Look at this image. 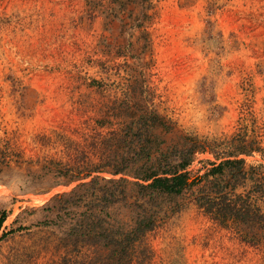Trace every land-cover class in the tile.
Masks as SVG:
<instances>
[{
	"label": "rangeland",
	"instance_id": "obj_1",
	"mask_svg": "<svg viewBox=\"0 0 264 264\" xmlns=\"http://www.w3.org/2000/svg\"><path fill=\"white\" fill-rule=\"evenodd\" d=\"M117 1L0 0V213L9 214L0 264H68L59 242L64 231L43 225L58 221L44 209L59 206L53 197L78 183L66 185L69 177L48 168L94 170L101 159L128 152L113 148L109 133L132 108L155 110L182 135L211 143L218 157L245 159L246 179L227 169L210 178L212 186L233 189L264 213V0H125L126 21L139 18L146 38L108 14ZM154 136L166 142L155 160L171 156L180 142L176 132L155 129ZM218 142L225 145L218 149ZM243 143L251 156L240 154ZM195 158L192 180L220 162L209 153ZM198 196L159 200L160 219L137 243L136 260L264 264L259 221L221 224L200 208ZM129 208L112 206L110 220L128 229Z\"/></svg>",
	"mask_w": 264,
	"mask_h": 264
},
{
	"label": "trees",
	"instance_id": "obj_2",
	"mask_svg": "<svg viewBox=\"0 0 264 264\" xmlns=\"http://www.w3.org/2000/svg\"><path fill=\"white\" fill-rule=\"evenodd\" d=\"M139 1L147 5L150 2ZM114 6L108 10V14L125 23L129 30L140 31L146 38L148 35L146 26L138 23L139 18L126 21L130 18L128 15L130 11L125 0H118ZM126 118L131 119V122H127ZM126 118L112 122L110 128L113 129L109 133L111 146L127 148L128 152L125 154L121 152L112 157L113 159H101V163L94 170L86 166L80 170L72 168V171L48 168L49 173L54 171L59 177H69L66 185L78 183L70 192L53 197L51 201L60 202L59 206L44 209L52 212L58 221L46 220L43 225L57 223L64 231L59 242L66 249L68 264H140L134 253L137 251V243L143 241L148 233L156 228L160 219L159 200L179 197L189 191L194 193L198 191L200 196L196 199L197 204L213 220L221 224L259 221L264 227V213L260 208L251 205L248 197L236 194L231 188L221 189L219 184H214L217 187L212 186L213 182L210 180L211 177L224 175L227 169L239 172L238 174H242V178L246 179L248 173L244 170L245 159H239L236 155L228 158L216 156L211 143L182 135L171 120L157 115L155 110L141 112L132 108ZM147 119H156L158 125L152 122L146 124L144 120ZM98 123L103 124L102 128L107 127L104 121ZM155 129H161L169 134L176 132L180 137V142L173 147L175 152H171V156L165 157L163 161L155 160L153 157L155 152L160 151V145L166 143L157 140L154 136ZM143 133L148 135L144 141L141 140ZM215 145L220 149L225 142H218ZM179 151L180 153L184 151V156L175 155ZM241 151L240 154L245 156H251L254 152L248 143L242 144ZM206 153L215 155L216 160L220 162L218 164L210 162L213 168L192 180L191 174L188 173L189 166L197 155ZM3 157L9 159V152ZM45 169L42 167L41 171ZM101 174H108L113 178L107 179L101 177ZM100 182H104L105 185L101 186ZM261 185L259 192L264 196V182H261ZM111 186L114 189H111ZM72 198L74 199L70 200ZM82 204H85V210L78 212L76 209ZM117 204L130 206L132 226L128 229L121 222L117 225L116 220H110L108 209ZM8 216L6 211L0 213V231ZM14 231L16 230L9 233ZM9 233L4 234V237Z\"/></svg>",
	"mask_w": 264,
	"mask_h": 264
}]
</instances>
